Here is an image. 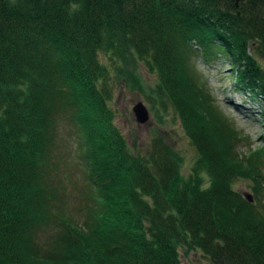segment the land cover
Wrapping results in <instances>:
<instances>
[{"label":"trees","instance_id":"trees-1","mask_svg":"<svg viewBox=\"0 0 264 264\" xmlns=\"http://www.w3.org/2000/svg\"><path fill=\"white\" fill-rule=\"evenodd\" d=\"M193 41L264 101V69L249 55L264 49V0H0V264H180V247L207 264H264V138L236 153L239 135L185 66ZM99 54L155 74L204 180L183 179L177 154L156 140L146 156L129 151ZM60 115L76 130L92 193L80 225L44 185Z\"/></svg>","mask_w":264,"mask_h":264},{"label":"rangeland","instance_id":"rangeland-1","mask_svg":"<svg viewBox=\"0 0 264 264\" xmlns=\"http://www.w3.org/2000/svg\"><path fill=\"white\" fill-rule=\"evenodd\" d=\"M198 47L195 41L189 44L192 52H187L185 66L193 73L197 84L210 96V103L221 113L225 125L239 135V142L234 143L236 153L247 156L250 151L261 146L264 138V101L239 88L234 70L229 68L224 57L218 53L204 60L196 55L199 53ZM263 50L255 46L254 49L250 48L249 55L264 69ZM98 58L107 72V105L113 116L114 126L124 137L129 151L133 155L146 156L156 140L177 154L179 172L183 179L187 180L196 172L204 180L205 175L198 165L197 151L187 138L172 105L158 94L155 74L149 72L134 57H129L125 62H112L110 57L102 54ZM138 103L143 104L149 114V120L144 125L136 123L132 112ZM59 117L62 118L58 119ZM59 117L53 131L55 146L45 172L44 185L55 208L58 204L57 209H61L67 217L80 225L90 206L87 195L92 193L88 187L83 150L80 149L76 130L64 118L67 115ZM233 190L252 196L248 183L243 180H236ZM50 233V229L40 232L37 235L38 241L49 242ZM178 253L180 264H207L199 252H190L180 247Z\"/></svg>","mask_w":264,"mask_h":264},{"label":"water","instance_id":"water-1","mask_svg":"<svg viewBox=\"0 0 264 264\" xmlns=\"http://www.w3.org/2000/svg\"><path fill=\"white\" fill-rule=\"evenodd\" d=\"M243 1L244 0H233V4L236 8H238L239 3ZM132 112L134 114L136 123L139 125H144L149 120V114L141 103L135 105ZM241 196L248 204L252 205L254 203L253 197L250 194L243 193Z\"/></svg>","mask_w":264,"mask_h":264}]
</instances>
